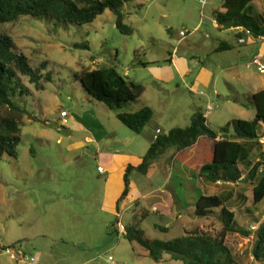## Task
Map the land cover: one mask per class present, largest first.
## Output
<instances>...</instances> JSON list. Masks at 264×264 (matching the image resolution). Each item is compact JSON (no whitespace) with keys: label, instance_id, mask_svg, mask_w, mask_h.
I'll return each mask as SVG.
<instances>
[{"label":"rangeland","instance_id":"rangeland-1","mask_svg":"<svg viewBox=\"0 0 264 264\" xmlns=\"http://www.w3.org/2000/svg\"><path fill=\"white\" fill-rule=\"evenodd\" d=\"M221 2L210 0L204 6L196 0L127 2L122 13L123 23L132 30L130 34L117 30L109 10L82 25L29 15L0 24V33L11 36L16 51L23 53L32 67L46 63L40 71L43 89L36 90L27 77L20 76L27 92L12 98L37 120L27 114L18 119L17 157L3 153L0 159V264H18L2 250L11 246L20 247L35 264H112L108 256L113 264H182L167 254L155 262L141 246L124 239L121 232H111L114 221L121 220L124 225L134 209L132 202H126L119 215L107 209L115 197L114 189L123 187L125 167L120 164L127 162L124 157L97 154L95 143L81 145L84 132L70 129L69 124L58 128L57 120L59 110L65 109L82 123L83 113L92 110L108 134H117L120 142L129 145L130 137H142L124 126L111 110L88 97L74 77L80 69L105 66H114L127 80L143 85L142 96L128 108L149 106L153 110L152 128L158 126L163 132L187 126L197 109L208 112V126L216 132L232 119H252L254 110L247 102L248 93L256 88L252 80L264 82V74L254 65H246L257 44L238 47L246 54L240 59L235 49L215 51L220 40H235L233 31H219L212 26V12ZM260 47L264 50V43ZM256 56L264 63V55ZM94 58L98 60L96 65H92ZM185 65L192 72L180 78L174 66L182 73ZM229 68L241 75L232 76ZM6 113V108L0 109L1 115ZM258 140L263 157L254 148L248 150L247 158L260 161V176L264 174V123L258 127ZM111 145L115 149L114 143ZM173 150L169 148L159 156L146 174H129V192L139 207L150 211L141 223L147 238L168 240L194 229L217 233L220 224L216 215L196 216L193 202L203 192L218 195L235 191L236 187L238 195L226 205L234 212L237 224L247 229L251 225L256 228L257 220L264 221V198L252 203L251 182H243L239 189L237 184L223 187L221 183L206 185L201 181L198 169L211 161V139L202 137L165 162ZM109 159L116 161L111 170ZM97 165L109 173L100 174ZM155 225L167 230L161 231ZM251 231L253 235L254 229ZM252 235H226V246L236 255L238 264H264V260L252 258Z\"/></svg>","mask_w":264,"mask_h":264},{"label":"trees","instance_id":"trees-1","mask_svg":"<svg viewBox=\"0 0 264 264\" xmlns=\"http://www.w3.org/2000/svg\"><path fill=\"white\" fill-rule=\"evenodd\" d=\"M133 0H0V24L14 22L19 16L48 17L65 23L82 25L92 22L104 10L114 15V24L121 33L130 34L131 28L123 23L122 7ZM252 0H222L213 13L214 21L225 28L241 26L251 34H259L262 15L255 12ZM230 48L224 41H220L216 51ZM46 63L34 68L27 57L16 51L11 36L0 33V109L6 108L7 113L0 114V159L3 153L12 158L17 157V146L20 141L18 119L27 114L17 106L12 98L16 93L23 95L27 89L22 85L20 76L27 77L36 90H42V73ZM86 94L91 99L101 103L111 110L115 117L129 130L139 134L148 124L153 110L143 105L138 109L128 108V104L138 100L144 87L138 82L127 80L114 66L83 68L74 74ZM247 102L254 110L252 119L235 118L222 126L219 132L211 129L204 116V112L197 109L185 127H174L158 133L150 142L138 165H127L123 176V188L115 202V210L119 212L120 204L129 194V174L133 171L146 174L155 160L167 149L175 152L193 146L200 137H207L213 141L212 157L198 169V176L206 185L237 184L241 180L251 182L252 203H259L264 198V174L258 176L260 161L248 160V150L255 148L257 155L263 157L261 143L258 140V127L264 123V88L248 94ZM37 120L35 116L28 115ZM231 129V132H230ZM247 145L248 149L245 147ZM245 169V173L243 170ZM228 199V198H227ZM222 194H200L194 202V214L207 217L216 215L220 230L215 234L194 229L184 230L181 236L168 239H150L145 236L141 228L142 221L150 214L146 208L139 207L137 201L130 218L123 225L121 235L128 242L141 246L149 258L158 262L164 254L182 264H238L236 255L226 246L225 238L230 233L244 238L252 235L250 228L237 224L234 212L226 205ZM116 222V221H114ZM115 223L111 225V232L116 233ZM161 231L167 227L155 225ZM253 245L251 255L255 261L264 260V221L260 222L253 231ZM117 234V233H116Z\"/></svg>","mask_w":264,"mask_h":264},{"label":"crops","instance_id":"crops-1","mask_svg":"<svg viewBox=\"0 0 264 264\" xmlns=\"http://www.w3.org/2000/svg\"><path fill=\"white\" fill-rule=\"evenodd\" d=\"M251 5L254 7L255 9V12L259 13L262 15V20L260 21V29H259V34L256 35V34H251L249 32V34H247L245 32L246 29H244L243 27L241 26H238V27H230V28H223V27H220L213 19V27L216 28L217 30L219 31H222L223 29H227V30H231L233 31L234 33V43H228L224 40H220V41H224V43L226 42L230 48H227L226 50H230V49H235L237 51L238 54V58H242V57H246V54L245 53H240V49L238 47L240 46H247V45H250V44H257V49L256 51L249 56V61L254 58V57H258L256 55H260V56H263L264 55V50L263 48L260 47V44L261 43H264V0H252L251 1ZM214 11V10H213ZM213 13V12H212ZM239 39H242L243 41L242 42H239L238 40ZM219 41V42H220ZM218 42V43H219ZM218 46V44H217ZM216 46V47H217ZM216 51V49H215ZM174 57H171L170 58V61L171 63H173V59ZM248 61V62H249ZM247 66V65H246ZM176 68V72L178 77H183L184 75L186 74H191L192 70L189 69L188 65H185L182 69V73H180L181 71L178 70V68L176 66H174ZM229 70L231 71V74L232 76H240L241 73L235 71V70H232L231 68H229ZM180 73V74H179ZM135 82V81H134ZM252 83L254 85V87L256 88H253L252 91H250L248 94H251V93H254V92H257L261 89L264 88V82L262 81H259V80H252ZM143 106V105H142ZM141 107V106H140ZM61 110H65V109H61ZM60 111V110H59ZM67 112V115H68V122L66 125H70V129H80L81 131L84 132V134L82 135V137L80 138V142L81 145L82 144H89V143H95V151L97 152V154H100V155H105V156H109L110 155V158L111 157H124V162H127L125 165L124 163H121L120 164V167H125L127 165H132V166H136L140 163L141 161V157L142 155L145 153L146 149L148 148L150 142L154 139V137L160 133V132H163L162 129L158 126H154L152 128L151 124H150V121L148 122V124L143 128V130L138 134V136H142L140 139L139 138H133V137H130L132 138L131 139V144L129 145H126L124 144V142H120V138L117 137V134H115L114 136H110L107 132V130L104 128L103 126V123L101 122V119L96 116L92 110H87L85 111L83 114L85 115L84 116V119H83V122L82 123H78V121L76 120L75 117H77L76 114H69V112L67 110H65ZM202 111V110H201ZM207 114L208 112L206 111L204 113V116L206 118V123L207 125L208 122H207ZM58 121V120H57ZM202 137H200L195 144H197V142H199L201 140ZM111 143H114L115 145V149H112L111 148ZM213 143V141H212ZM194 144V145H195ZM193 145V146H194ZM192 147V146H191ZM175 152L173 150V152L168 156L166 157L165 159V162L167 159H171L172 158V155H174ZM130 161H133V164L130 162ZM115 160H111L109 159V161L107 162V165L108 167L110 168V170L112 169L111 167L114 166L115 164ZM98 167H101V165H97V168ZM124 168V170H125ZM102 170L104 171V175L109 173V170H107L106 168H102ZM124 173V171H123ZM111 174L110 173V176L109 178L111 177ZM108 179V178H107ZM201 179V178H200ZM202 181V179H201ZM203 182V181H202ZM243 182H245L244 180H241L240 182L237 183V185L239 186V189L241 188V185L243 184ZM204 183V182H203ZM220 183V182H218ZM107 184V189H105V198L108 200V194H109V190H108V181L105 183ZM205 184V183H204ZM217 184V183H216ZM123 185V183H122ZM233 184H222L221 183V186L223 187H230L232 186ZM235 185V184H234ZM123 188V187H122ZM122 188H120L119 186H117L114 191L112 192L114 194L115 197H112V202L111 203H108V210L117 215L118 212H116L115 210V203H113V201L117 198V194L121 193L122 191ZM120 191V192H118ZM238 191L237 190V187H236V190L235 191H223L221 192L220 194H222L224 196V199H227L226 202L228 200L236 197L238 195ZM161 193V191H160ZM203 194H208V193H204ZM129 196L123 200V202L120 204V210L119 212L121 211V207L124 206V208H126V202H129V203H134L135 202V199L132 197L131 195V192H129L128 194ZM198 197V196H197ZM197 199V198H196ZM138 202V200H136ZM171 201V199H170ZM158 201H155V204H157ZM159 203V202H158ZM172 203V201H171ZM194 203V202H193ZM139 204V202H138ZM155 204H153L154 206H152V209L155 210L156 209V206ZM244 208V207H243ZM245 209V208H244ZM232 210V209H231ZM262 222V220H257V225ZM18 264H35L34 262L31 263V262H25L24 260H19L18 261Z\"/></svg>","mask_w":264,"mask_h":264},{"label":"built area","instance_id":"built-area-1","mask_svg":"<svg viewBox=\"0 0 264 264\" xmlns=\"http://www.w3.org/2000/svg\"><path fill=\"white\" fill-rule=\"evenodd\" d=\"M201 6H204L206 5L210 0H196ZM245 32L247 34H249V31L248 30H245ZM239 42H242L243 40L242 39H239L238 40ZM98 62V60L96 58L92 59V65H96ZM250 65H254L256 67V69L261 72L262 74H264V63L262 62V60L258 57H254L252 58L248 64H247V67L250 66ZM68 122V115H67V112L65 110H60L59 111V115H58V121H57V126L58 128H61L63 126H65ZM97 171L100 173V174H103L104 171L102 170L101 167H98L97 168ZM117 215H119V212L117 213ZM257 228V227H256ZM255 225H251L250 226V229L251 230H255ZM114 229L116 230V232H121L122 229H123V224L121 223V220H116L115 222V225H114ZM0 242H1V239H0ZM2 247V246H1ZM2 249V248H1ZM5 253L9 254L10 257L12 259H16V260H29L30 262H32L34 259L33 257H28L27 255H25V253L23 252V250L20 248V247H17V246H11V247H6V248H3L2 249ZM107 260L110 262V263H114L113 262V259L108 256L107 257Z\"/></svg>","mask_w":264,"mask_h":264}]
</instances>
